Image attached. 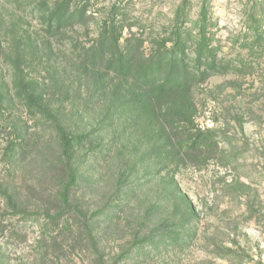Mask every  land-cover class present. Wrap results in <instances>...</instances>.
Wrapping results in <instances>:
<instances>
[{
	"label": "rangeland",
	"instance_id": "374dc122",
	"mask_svg": "<svg viewBox=\"0 0 264 264\" xmlns=\"http://www.w3.org/2000/svg\"><path fill=\"white\" fill-rule=\"evenodd\" d=\"M110 26L137 60L175 35L183 44L193 76L160 119L90 61ZM199 43L210 54L198 62ZM90 130L73 194L90 219L112 201L111 220L96 219L97 251L67 223L41 226L63 177L58 134ZM194 138L208 150L176 146ZM10 144L24 147L13 164ZM0 184L42 221L13 215L0 195V264H264V0H0Z\"/></svg>",
	"mask_w": 264,
	"mask_h": 264
},
{
	"label": "trees",
	"instance_id": "16d2710c",
	"mask_svg": "<svg viewBox=\"0 0 264 264\" xmlns=\"http://www.w3.org/2000/svg\"><path fill=\"white\" fill-rule=\"evenodd\" d=\"M57 25L64 26V17L60 13H54L52 15ZM111 33L108 34V38L105 32L97 41L96 46L89 54L90 61L95 65H99L101 69H105L107 72L113 74L116 79L126 82L134 86L135 90L131 93V99L139 110L148 114L152 118L158 117L160 103L174 102L178 95L183 90H186V85L189 84L191 68L184 63V46L180 43L178 35H175L173 40L170 41V47L162 48V51H157L153 55L151 60H137L136 47L124 49L120 48L119 37L114 35V26H110ZM165 49V50H164ZM195 59L199 62L202 58L201 54L204 51H208L210 54V48L207 44L200 48V43L195 46ZM209 65H211L209 63ZM208 68L213 69L211 66ZM26 102L33 107L36 102L33 100H26ZM175 103V102H174ZM162 120L166 122L168 116L162 115ZM97 133L94 130L85 132L82 134H72L69 132H60L57 136L58 140V154L56 155V167L60 168L63 177L57 179L55 182L56 188L52 192V212L46 210L45 221L42 223L40 215L36 212L24 211L22 208L16 205V198L6 190L0 192L1 197L8 203L9 208L13 211L15 216H26L25 218L35 219L37 223H42L43 229L49 228L53 230L62 223H67L64 228L65 231L72 233L73 229L79 230L85 237V243L91 242V248L97 251L96 234L97 225L96 221L102 217L103 220L110 221V210L112 201H109L106 206L98 208V211L92 210L91 216L94 218H86L88 206H85L80 200L73 194V190L82 181L79 169L75 163V157H77L81 148L85 145L90 147L91 140L94 139ZM169 143H172L170 138ZM175 147V144H171ZM208 142L203 139L194 138L193 140H180L176 146L186 148L187 151H207ZM87 152L92 151L91 148L86 149ZM24 152V147L21 145L12 146L11 144L6 147L5 157L8 163L13 164ZM110 151H107L108 155ZM108 157V156H106ZM82 166V165H80ZM1 189V184H0ZM6 203V206H7ZM94 208V207H93ZM86 211H85V210ZM97 209V208H96ZM13 216V217H15ZM97 219V220H96ZM40 220V221H39ZM74 220L75 224H70V221ZM151 235L142 236L134 244V248H140L143 243H148ZM153 245V244H152ZM86 246V245H84ZM151 246V244H150ZM155 245H153L154 247Z\"/></svg>",
	"mask_w": 264,
	"mask_h": 264
}]
</instances>
